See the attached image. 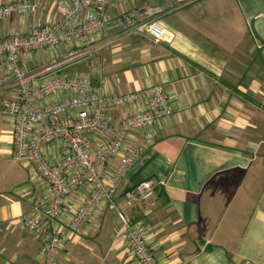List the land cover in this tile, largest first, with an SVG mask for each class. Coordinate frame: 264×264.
<instances>
[{"label":"crops","instance_id":"1","mask_svg":"<svg viewBox=\"0 0 264 264\" xmlns=\"http://www.w3.org/2000/svg\"><path fill=\"white\" fill-rule=\"evenodd\" d=\"M125 14L139 24L156 21L163 38L145 30L125 34L118 22ZM105 17L104 30L85 45L91 50L103 44L96 57L83 70L69 72L67 66L62 72L87 75L94 83L102 75L105 89L116 93L160 84L174 107L152 127L154 145L121 177L115 205L146 225L148 246L160 264H264V103L253 85V98L248 95L240 80L243 67L232 68L234 51L244 60L249 52L237 48L244 30L264 71V0H111ZM55 18L48 0L33 15L0 20V35L24 33ZM41 59L25 56L34 69L49 62ZM133 111L129 106L109 115L118 121ZM11 129L5 135L10 146ZM46 151L53 160L60 143ZM12 163L0 181V264H137L123 225L105 203L77 233L61 216L54 223L61 244L53 263L38 256L39 240L20 218L35 214L33 203L48 187L29 163ZM143 179L155 185L152 198L126 206L123 192ZM85 193L82 188L65 198L67 214Z\"/></svg>","mask_w":264,"mask_h":264},{"label":"built area","instance_id":"2","mask_svg":"<svg viewBox=\"0 0 264 264\" xmlns=\"http://www.w3.org/2000/svg\"><path fill=\"white\" fill-rule=\"evenodd\" d=\"M47 1H0V20L14 14L33 15ZM52 1L55 19L34 23L24 33L0 35V91H9L2 112L11 121V158L29 163L48 187V193L33 203L35 214L23 215L20 223L39 240L37 255L53 263L61 244L54 223L65 216L67 228L77 233L105 203L123 225V238L135 262L160 264L148 246L146 225L132 222L115 205L114 195L121 177L154 145L152 127L172 115V100L160 84L116 93L105 89L102 75L94 83L87 75L62 72L73 60L85 59L102 48L100 44L90 51L85 45L104 30L111 0ZM118 22L128 35L145 30L159 40L165 34L154 20L139 24L125 14ZM61 48L66 53L53 55ZM44 50L52 52L49 62L31 68L25 56ZM129 106L135 111L118 121L109 115ZM56 142L60 143L59 154L49 160L46 149ZM115 157L118 163L108 166ZM82 188L85 197L76 211L67 214L65 198ZM154 188L152 180H141L123 192L125 205L151 199Z\"/></svg>","mask_w":264,"mask_h":264},{"label":"rangeland","instance_id":"3","mask_svg":"<svg viewBox=\"0 0 264 264\" xmlns=\"http://www.w3.org/2000/svg\"><path fill=\"white\" fill-rule=\"evenodd\" d=\"M228 29V28H227ZM228 33L230 35L233 34V30L231 32L228 31ZM240 43L243 45H238L237 48L240 51V49L242 48H246L249 52L248 55L246 56V60L245 57H243L242 59L239 58V56H235V51L232 54V68L233 71L236 72L238 69H240V67H243V70H245L242 79H240L243 84H245L247 86L248 89V95L250 97H252V92L251 90H249L248 86H252L253 89L256 91L257 97L256 99L259 101V103H264V71L262 69V66L259 64L258 59L256 57V55L254 54V49L251 46L250 40L248 35L245 33V31L243 30L242 32V40L240 37ZM91 50H93L94 48H90ZM87 50H89L87 48ZM90 50V51H91ZM101 49L97 50L96 52H93L91 56H88L85 59L82 60H73V63L69 65L68 67V71H79V70H83L85 69L86 66V62L90 61L92 58H95L96 55L99 53ZM66 53V49L65 48H61L60 50L57 49L56 53H54L53 55H62ZM36 55L39 56L42 60V63L47 62L51 56H52V52L49 51H39L36 52ZM80 58V57H77ZM84 62V63H83ZM90 63V62H89ZM247 65V67H246ZM235 77H234V81H235ZM259 82V84H257L256 82ZM0 181L5 179V173L6 170L8 169L9 165H13L12 163V158L10 156V154L8 153V149L11 147L9 142L6 140L5 135L8 133V129L11 128V121L10 118L6 115L2 113V103L6 98V95L8 93H0ZM253 98V97H252Z\"/></svg>","mask_w":264,"mask_h":264},{"label":"trees","instance_id":"4","mask_svg":"<svg viewBox=\"0 0 264 264\" xmlns=\"http://www.w3.org/2000/svg\"><path fill=\"white\" fill-rule=\"evenodd\" d=\"M239 95H241V92L239 90L236 91ZM243 97L248 98L244 93H242Z\"/></svg>","mask_w":264,"mask_h":264}]
</instances>
